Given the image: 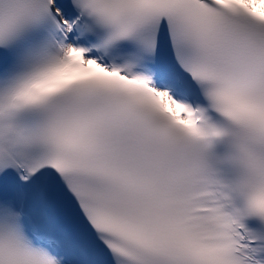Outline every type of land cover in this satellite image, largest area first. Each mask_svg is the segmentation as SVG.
<instances>
[{
	"label": "snow or ice",
	"instance_id": "6c2138e0",
	"mask_svg": "<svg viewBox=\"0 0 264 264\" xmlns=\"http://www.w3.org/2000/svg\"><path fill=\"white\" fill-rule=\"evenodd\" d=\"M0 264H264V0H0Z\"/></svg>",
	"mask_w": 264,
	"mask_h": 264
}]
</instances>
